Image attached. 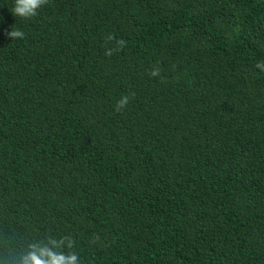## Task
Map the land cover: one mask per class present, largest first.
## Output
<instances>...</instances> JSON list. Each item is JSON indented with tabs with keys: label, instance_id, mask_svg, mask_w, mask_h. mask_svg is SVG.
Here are the masks:
<instances>
[{
	"label": "trees",
	"instance_id": "trees-1",
	"mask_svg": "<svg viewBox=\"0 0 264 264\" xmlns=\"http://www.w3.org/2000/svg\"><path fill=\"white\" fill-rule=\"evenodd\" d=\"M14 5L0 264L49 237L81 264H264V0Z\"/></svg>",
	"mask_w": 264,
	"mask_h": 264
},
{
	"label": "clouds",
	"instance_id": "clouds-1",
	"mask_svg": "<svg viewBox=\"0 0 264 264\" xmlns=\"http://www.w3.org/2000/svg\"><path fill=\"white\" fill-rule=\"evenodd\" d=\"M48 3V0H15V5L12 9V14L19 16L22 19H28L37 14V10ZM7 35L12 39H23L24 32L12 27L11 31ZM108 39H112L111 36ZM123 43L122 41L120 42ZM105 55H112V50H106ZM262 67V65H257ZM160 70L157 68L151 72L152 76H158ZM129 97L124 95L117 102L116 111H120L127 106ZM99 237H94L93 243H95ZM62 247L72 249L74 247V241L65 237L57 240L49 237L45 241L31 242L26 252H21L19 255V264H81L78 254L75 251H62Z\"/></svg>",
	"mask_w": 264,
	"mask_h": 264
}]
</instances>
